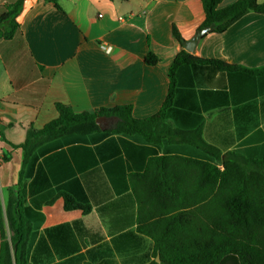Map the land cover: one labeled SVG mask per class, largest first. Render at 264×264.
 <instances>
[{
	"label": "crops",
	"instance_id": "obj_1",
	"mask_svg": "<svg viewBox=\"0 0 264 264\" xmlns=\"http://www.w3.org/2000/svg\"><path fill=\"white\" fill-rule=\"evenodd\" d=\"M19 1L0 0V16ZM58 5L34 2L17 17L14 36L0 39V264L8 254L18 264L6 209L28 131L57 119L58 103L76 113L129 105L135 119L156 115L185 50L174 29L190 41L206 18L202 0ZM149 54L156 63L147 62ZM190 54L240 69L179 67L165 119L172 136L151 142L107 133L117 121L107 118L100 131L50 141L34 153L22 181L21 220L30 232L20 264H161L156 239L190 244L192 230L211 226L218 185L203 163L224 167L208 146L264 158V73L257 71L264 67V15L250 12L227 31L207 34ZM66 196L78 207L67 209Z\"/></svg>",
	"mask_w": 264,
	"mask_h": 264
},
{
	"label": "trees",
	"instance_id": "obj_2",
	"mask_svg": "<svg viewBox=\"0 0 264 264\" xmlns=\"http://www.w3.org/2000/svg\"><path fill=\"white\" fill-rule=\"evenodd\" d=\"M59 7L58 0H46ZM223 0H202L206 18L198 32L212 24H217L213 33L221 34L250 12L264 15V2L258 0H238L227 6L220 7ZM24 0L12 7H8L0 16V39H11L18 31L20 24L17 17L22 11ZM197 32V33H198ZM174 34L184 44V40L176 29ZM147 62L154 64L157 58L152 54ZM204 63L222 72L240 69L219 60H202L186 50L177 55L171 69V86L166 101L161 110L154 116L138 120L133 117L132 107L117 106L115 108H100L94 112L76 113L69 106L56 104L59 117L42 129H30L26 141L20 148L23 151V166L17 186L10 189L6 216L12 231V245L15 259L20 264L23 261L25 242L30 228L21 220L23 206L24 171L30 163L34 153L45 143L71 135H88L101 130L96 120L99 117L116 118L117 121L106 130L107 133L124 135H139L147 141L158 142L162 138L172 136L173 132L166 124L167 111L171 107L174 97L176 70L184 65ZM264 73V67L257 70ZM159 126L160 134L154 127ZM154 129V130H153ZM208 149L219 160L224 169L220 171L216 166L203 163L211 169L215 179L216 193L212 200L216 213L212 217L211 226L206 230L193 231L190 234L191 243H181L176 246H162L156 239L157 251L161 264H264V158L248 160L242 155L230 152L221 155L216 148ZM169 157L158 158L165 161ZM66 208L78 207L72 198H65ZM222 211V212H221ZM200 232V233H199ZM202 234L204 237H197ZM9 253V247L6 248ZM7 264L11 263L8 254ZM152 264H158L156 262Z\"/></svg>",
	"mask_w": 264,
	"mask_h": 264
},
{
	"label": "water",
	"instance_id": "obj_3",
	"mask_svg": "<svg viewBox=\"0 0 264 264\" xmlns=\"http://www.w3.org/2000/svg\"><path fill=\"white\" fill-rule=\"evenodd\" d=\"M38 0H26L24 3V7L22 10V14L21 16L27 12L29 10V8L32 6V4L34 2H36ZM21 16L18 17V20H20ZM217 28V24H212L208 27H205L204 29L200 30L195 36L194 38H192L190 41H186L184 42V48L185 50H187L188 52L192 53L195 50V47L197 46L198 42L200 40H202L207 34L212 33L215 29ZM107 120L106 117H99L97 118L96 122L97 124L102 127L103 122ZM157 262H159V257L156 260Z\"/></svg>",
	"mask_w": 264,
	"mask_h": 264
},
{
	"label": "built area",
	"instance_id": "obj_4",
	"mask_svg": "<svg viewBox=\"0 0 264 264\" xmlns=\"http://www.w3.org/2000/svg\"><path fill=\"white\" fill-rule=\"evenodd\" d=\"M100 47L105 52H110L111 51V47L108 46V45H101Z\"/></svg>",
	"mask_w": 264,
	"mask_h": 264
}]
</instances>
